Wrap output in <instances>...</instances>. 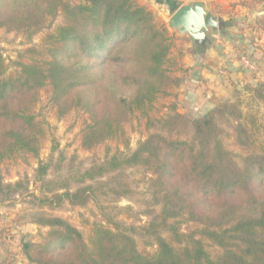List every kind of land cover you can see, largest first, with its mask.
Wrapping results in <instances>:
<instances>
[{
	"label": "trees",
	"instance_id": "obj_1",
	"mask_svg": "<svg viewBox=\"0 0 264 264\" xmlns=\"http://www.w3.org/2000/svg\"><path fill=\"white\" fill-rule=\"evenodd\" d=\"M57 14L64 23L48 34L43 57L19 62L17 73L5 75L0 53V162L38 154L45 131L32 107L48 86L58 116L72 110L89 116L81 136L85 149L124 136L123 124L132 115L153 128L133 151L113 155L82 176L142 165L154 174L153 197L162 207L140 228L155 242L152 253L140 252L119 225H94L84 243L66 220L40 216L37 222L49 231L29 264H264V140L256 149L237 105L213 101L205 114L189 117L176 101L165 104L182 83L174 74L180 67L173 56L178 38L138 0H0V27L7 30L31 34ZM259 24L264 37V22ZM251 91L264 98V85ZM159 104L168 112L156 117ZM229 137L247 152L241 165L225 147ZM45 169L39 166V176ZM15 189L0 181L5 196ZM91 190L86 185L41 201L83 205ZM186 222L192 227L181 231ZM211 246L221 251L212 253Z\"/></svg>",
	"mask_w": 264,
	"mask_h": 264
},
{
	"label": "rangeland",
	"instance_id": "obj_2",
	"mask_svg": "<svg viewBox=\"0 0 264 264\" xmlns=\"http://www.w3.org/2000/svg\"><path fill=\"white\" fill-rule=\"evenodd\" d=\"M190 1L193 0H187ZM202 1L221 19L222 28L207 33L211 42L205 47L192 46L187 34L178 35L167 29L178 38L173 56L178 57L180 67L174 74L182 79V83L165 104L176 101L181 112L197 117L210 110L213 101L233 102L241 110L257 149L264 140V98L255 96L251 89H260L264 85V37L258 31L261 29L259 21L264 22V0H246L249 4H240L243 2L240 0ZM232 1L236 4L230 7ZM63 23V16L57 14L31 34L0 27V53L6 65L5 75L17 73L19 62L43 57L48 34ZM31 47L38 51L37 54L27 51ZM242 55L253 62L255 70L243 66ZM159 105L156 117L168 112L166 107ZM32 112L45 131L38 154L18 153L0 162V181L12 184L13 189L14 184L19 183L7 196L5 190L0 191V264L34 262L35 248L49 231L48 226L37 222L40 216L66 220L79 231L84 243L88 242L94 225H119L134 238L140 252H154L156 245L152 236L144 235L140 230L162 207L153 197L154 174L142 165H134L92 179L82 176L87 169L113 155L133 151L153 128H146L144 119L132 115L123 124L124 136L110 137L85 149L81 146V136L83 128L90 122L89 116L82 110L58 116L50 101L48 86L39 91ZM232 140L231 137L226 139L225 147L241 165L247 152L235 146ZM40 165L46 166L41 176ZM86 185L92 186L91 199L83 205L71 204L67 199L58 205L55 199L53 202L41 201L65 190L75 192ZM191 227L190 222L183 223L181 231ZM209 250L216 253L221 248L211 246Z\"/></svg>",
	"mask_w": 264,
	"mask_h": 264
},
{
	"label": "water",
	"instance_id": "obj_3",
	"mask_svg": "<svg viewBox=\"0 0 264 264\" xmlns=\"http://www.w3.org/2000/svg\"><path fill=\"white\" fill-rule=\"evenodd\" d=\"M165 25L178 35L187 34L192 46L205 47L211 42L207 33L222 28L223 22L206 8L202 0H193L180 4Z\"/></svg>",
	"mask_w": 264,
	"mask_h": 264
},
{
	"label": "crops",
	"instance_id": "obj_4",
	"mask_svg": "<svg viewBox=\"0 0 264 264\" xmlns=\"http://www.w3.org/2000/svg\"><path fill=\"white\" fill-rule=\"evenodd\" d=\"M139 3L148 6L159 19L166 21V18L173 12L174 3H183L187 0H138ZM174 2V3H173Z\"/></svg>",
	"mask_w": 264,
	"mask_h": 264
},
{
	"label": "built area",
	"instance_id": "obj_5",
	"mask_svg": "<svg viewBox=\"0 0 264 264\" xmlns=\"http://www.w3.org/2000/svg\"><path fill=\"white\" fill-rule=\"evenodd\" d=\"M240 59L245 68L250 69V70L256 69L255 66L253 65V62L248 57L242 55Z\"/></svg>",
	"mask_w": 264,
	"mask_h": 264
}]
</instances>
